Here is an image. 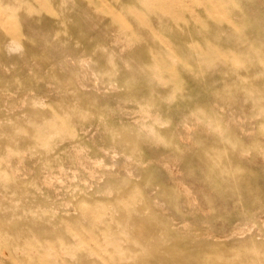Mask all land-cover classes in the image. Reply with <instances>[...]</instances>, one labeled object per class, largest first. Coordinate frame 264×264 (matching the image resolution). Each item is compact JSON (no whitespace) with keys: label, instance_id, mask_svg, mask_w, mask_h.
I'll use <instances>...</instances> for the list:
<instances>
[{"label":"rangeland","instance_id":"1","mask_svg":"<svg viewBox=\"0 0 264 264\" xmlns=\"http://www.w3.org/2000/svg\"><path fill=\"white\" fill-rule=\"evenodd\" d=\"M0 264H264V0H0Z\"/></svg>","mask_w":264,"mask_h":264},{"label":"bare ground","instance_id":"2","mask_svg":"<svg viewBox=\"0 0 264 264\" xmlns=\"http://www.w3.org/2000/svg\"><path fill=\"white\" fill-rule=\"evenodd\" d=\"M20 45H21V44H20ZM20 45H19V43H18L17 41H12V42H10V46H9L8 52L18 50V49L20 48ZM21 47H22V46H21ZM99 61L102 62L101 57H100V56H99V57L97 56V58H96V64H98ZM96 64H95V65H96Z\"/></svg>","mask_w":264,"mask_h":264}]
</instances>
